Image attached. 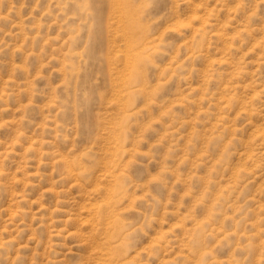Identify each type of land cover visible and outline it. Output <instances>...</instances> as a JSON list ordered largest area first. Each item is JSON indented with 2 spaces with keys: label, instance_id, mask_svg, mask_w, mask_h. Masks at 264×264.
<instances>
[{
  "label": "rangeland",
  "instance_id": "374dc122",
  "mask_svg": "<svg viewBox=\"0 0 264 264\" xmlns=\"http://www.w3.org/2000/svg\"><path fill=\"white\" fill-rule=\"evenodd\" d=\"M0 264H264V0H0Z\"/></svg>",
  "mask_w": 264,
  "mask_h": 264
}]
</instances>
